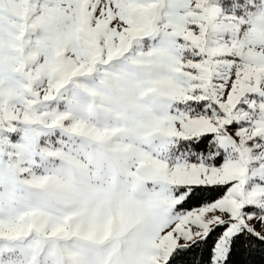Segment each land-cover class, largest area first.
I'll return each mask as SVG.
<instances>
[{
  "label": "snow or ice",
  "instance_id": "obj_1",
  "mask_svg": "<svg viewBox=\"0 0 264 264\" xmlns=\"http://www.w3.org/2000/svg\"><path fill=\"white\" fill-rule=\"evenodd\" d=\"M0 264H264V0H0Z\"/></svg>",
  "mask_w": 264,
  "mask_h": 264
}]
</instances>
